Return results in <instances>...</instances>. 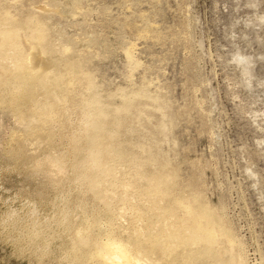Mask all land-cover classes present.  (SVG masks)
I'll use <instances>...</instances> for the list:
<instances>
[{
    "label": "rangeland",
    "instance_id": "1",
    "mask_svg": "<svg viewBox=\"0 0 264 264\" xmlns=\"http://www.w3.org/2000/svg\"><path fill=\"white\" fill-rule=\"evenodd\" d=\"M0 17L42 29L61 77L35 105L14 100L0 68V264H104L80 237L146 259L144 205L129 193L141 217L121 215L119 183L100 199L75 167L90 120L118 150V182L161 178L162 205L197 199L215 216V251L264 264V0H0Z\"/></svg>",
    "mask_w": 264,
    "mask_h": 264
},
{
    "label": "bare ground",
    "instance_id": "2",
    "mask_svg": "<svg viewBox=\"0 0 264 264\" xmlns=\"http://www.w3.org/2000/svg\"><path fill=\"white\" fill-rule=\"evenodd\" d=\"M31 21L13 22L10 18L0 17V68L5 75L6 89L10 92L15 101L19 100L39 105V92L41 90L47 92L50 87L57 86L61 81V77L53 74V67L56 64V59L53 53L51 54V51L42 43L43 30L33 25ZM21 33H24L25 37L27 35L29 39H31L29 51L27 52H23L19 47V36H21ZM45 67H51V70H47ZM69 68L72 71L76 70L73 65H70ZM92 110L96 112L97 117L105 119L106 115L102 109L96 106ZM85 126L87 133L84 137L89 146L85 154L76 157L75 161L76 168L84 169V173L80 175L81 180H86V185L93 191L96 197L100 199L104 198V190H102V184L104 182H108L111 187L119 183V187H121L123 193L122 197L119 198L121 199V215L132 214L135 219L141 217V213L132 210L134 208V203L132 204V199L130 200L128 198V194L130 193L132 196L136 197V200H138L142 206L144 205L149 220L147 226L148 231L142 232L137 230L134 234V239L139 243L145 240L150 241L149 243L146 242L148 244L145 248L147 251V256H145L146 259L139 256L136 257V255L131 256L129 254L130 251L128 252L126 248L127 246L125 247L124 244L115 241V239L112 240L107 238L105 241H101L97 237H80L79 240H83L84 242L88 241L92 248L99 251L101 255L100 260L104 264H151L147 261V257L155 256L157 253H159L162 258V264H237L230 260L231 258L229 260L228 258H224L220 250L215 251L213 249L216 242L215 230L217 226L215 229V225L218 222L215 216H212L211 212L205 210L203 208L204 206L202 207L200 203L196 201L197 199L183 206L181 198L175 197L172 201L170 200V205H162L163 203L161 204V201L164 199L162 195L165 193L163 192L164 188H162L164 184L162 179L156 176L143 177L139 175L141 179H138L143 180L141 189H136L135 184H133L134 182L132 183L130 180L121 179V182H118L116 176V174L119 173L118 169L120 164L117 160V157H119L118 150L107 148L102 142L104 136L109 132L107 131V127L101 122L97 123L91 120L85 122ZM78 145H80L78 141H74L73 146L75 150L78 149ZM106 156L113 161L110 160L111 163H109V161L107 162V160H109L108 158L104 160ZM59 158L57 157L53 160V163L57 166H61L60 164L64 163L61 162L62 160L61 158L59 160ZM177 208L182 209L181 215L180 213L179 215L176 213ZM62 211L65 213V218L66 216L69 217L70 212L68 207H65ZM35 223L33 225L35 228H33L32 233L34 237H37L40 231ZM220 231L222 235L227 237L226 231L223 229H220ZM115 237L117 236L115 235ZM145 245L143 244V246ZM78 256H75V258H78ZM211 256L215 257L213 261H209Z\"/></svg>",
    "mask_w": 264,
    "mask_h": 264
}]
</instances>
